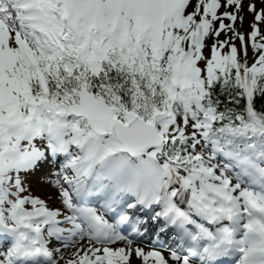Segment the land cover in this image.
<instances>
[{"label": "snow or ice", "instance_id": "obj_1", "mask_svg": "<svg viewBox=\"0 0 264 264\" xmlns=\"http://www.w3.org/2000/svg\"><path fill=\"white\" fill-rule=\"evenodd\" d=\"M0 264H264V0H0Z\"/></svg>", "mask_w": 264, "mask_h": 264}]
</instances>
